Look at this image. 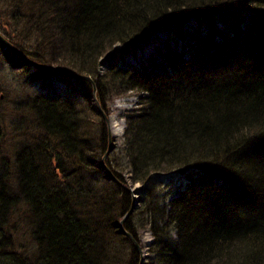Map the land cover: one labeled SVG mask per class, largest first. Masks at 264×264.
Masks as SVG:
<instances>
[{
	"label": "trees",
	"instance_id": "16d2710c",
	"mask_svg": "<svg viewBox=\"0 0 264 264\" xmlns=\"http://www.w3.org/2000/svg\"><path fill=\"white\" fill-rule=\"evenodd\" d=\"M3 3L2 30L14 0ZM15 12L17 27L34 22L35 43L6 37L65 80L62 93L29 97L35 132L17 150L15 183L0 181V264H140L142 228L147 264H264V0H17ZM14 54L15 67L30 65ZM68 72L91 74L104 108L114 84L150 102L122 113L125 162L104 158L123 183L125 168L142 183L125 222L134 239L117 224L130 191L94 175L109 138L104 118L89 120L94 85ZM25 210L23 244L10 217Z\"/></svg>",
	"mask_w": 264,
	"mask_h": 264
},
{
	"label": "rangeland",
	"instance_id": "374dc122",
	"mask_svg": "<svg viewBox=\"0 0 264 264\" xmlns=\"http://www.w3.org/2000/svg\"><path fill=\"white\" fill-rule=\"evenodd\" d=\"M22 0H19V3ZM241 0H235V3H238ZM27 7V5H26ZM28 8V7H27ZM4 7V3L0 7V11L6 12ZM17 10V0H14V4L11 9H9L10 18L8 20L7 29H0V33L6 37L5 32H13L17 35H23V38L26 40L27 44L33 45L35 43L33 34H34V22H28L26 27L19 26L16 24H24L25 22L23 18L24 15L28 14V9H24V15L18 14L15 11ZM4 21H6L4 19ZM2 30V31H1ZM36 30V29H35ZM17 31L19 33H17ZM20 32H28V33H20ZM7 38V37H6ZM9 39V38H7ZM21 39V38H20ZM10 40V39H9ZM12 42V41H11ZM116 45L120 46L121 43H116ZM115 45V46H116ZM16 46V45H15ZM17 47V46H16ZM17 49H19L17 47ZM12 50V49H11ZM7 50L6 48L0 45V181H7L10 184H14L15 181V173H16V153L17 150L27 144L31 139L32 135L35 132V122H33L34 111L31 110V107L28 105L30 102V96H36V94H40L46 91V88L55 86L56 89L62 93L64 92V84L63 77L60 78V81H56L53 76L50 78L45 73H42L37 67H33L31 65H22L19 67H15L12 60H9V57L16 58L15 54L19 55L17 51ZM62 51V50H61ZM65 52V51H64ZM29 58H32L28 56ZM33 61H38L33 59ZM53 67H56L55 64H50ZM106 68L105 66H102ZM99 72H104L100 69ZM86 74V73H85ZM66 85V84H65ZM67 86V85H66ZM115 87L111 89V92H108L107 99V107L104 108L98 101V97L95 94V97L91 100L89 105H92L94 109V114L91 115V119L89 120L93 123V126H96V123H101V119H105L107 116V126L111 135L108 134V142L106 144V152L109 149L110 140H111V151L106 154V152L100 158L102 163L104 162V169L98 163V168L96 169L94 175L96 176V180L98 184L103 188V190H112L113 182L108 178V171L105 168V165L114 171L111 164L107 162L104 158L106 156H110V161H119L118 163H124L125 158H123V151L125 145V136L124 131L126 129V119L122 115L123 112L128 109H132L133 106H137V102L141 97L137 95V89L126 90L122 93L117 92L116 84ZM49 88V90H50ZM48 91V90H47ZM137 91V92H136ZM68 92L72 95L71 91ZM140 93V92H138ZM137 95V96H135ZM85 101L82 100L79 102L80 105H83ZM27 103V105L25 104ZM88 105V104H86ZM84 106V105H83ZM103 110V111H102ZM100 113V114H98ZM105 113V115H104ZM102 117V118H101ZM101 118V119H100ZM111 121H113L112 125ZM35 124V126H33ZM111 124V126H110ZM116 128V129H115ZM119 130V132H118ZM116 131V132H115ZM121 131V132H120ZM95 132V130H94ZM94 138V137H93ZM94 144H97L96 138L92 139ZM100 162V160H99ZM120 171V170H119ZM128 175V174H127ZM113 180V179H112ZM128 187L133 194V201L139 202V206L142 203V200L139 199V195H144L141 192L140 187L142 185L141 182L134 183L132 180L128 178ZM114 181V180H113ZM122 183V182H121ZM124 185V184H123ZM126 186V185H124ZM143 198V197H142ZM132 201V202H133ZM23 204H20V207ZM16 217H15V216ZM20 215V216H19ZM20 217V218H19ZM10 221H14L13 231L15 233V237L19 243L26 244L28 242L31 243V232L33 227L32 225V214L25 210L24 212H18L11 215ZM141 235L140 245L141 256H142V264L148 263V258H151L152 253L149 252V244L150 240L153 238L148 228H142L139 232Z\"/></svg>",
	"mask_w": 264,
	"mask_h": 264
},
{
	"label": "water",
	"instance_id": "95a60500",
	"mask_svg": "<svg viewBox=\"0 0 264 264\" xmlns=\"http://www.w3.org/2000/svg\"><path fill=\"white\" fill-rule=\"evenodd\" d=\"M0 39H1L4 43H6V44H7L12 50L17 51V52L19 53V55H21V56L23 57V59H24L23 63H30V64L34 65L35 67L43 66V67H46V68L54 69V67L51 66L50 64L42 63V62H39V61H33L32 59H29L28 57L24 56V55L22 54V52H21L19 49H17V47L15 46V44H13L9 39H7V38H6L5 36H3L1 33H0ZM68 73H70L71 75H73V76H75V77L78 76V77H81V78H84V79H87V80H88V79L92 80V77H91V75H90L89 73H88V74H85V73H78V72H77V73H74V72H68ZM95 91H96V88H95V86H94V92H95ZM102 111H103V110H102ZM104 115H105V113H104ZM105 117L107 118L106 115H105ZM108 148H109V149L107 150L106 154H108V153L111 151V149H112V146H111V140H110V145H109ZM103 163H104V162H103ZM105 168H106V170L108 171V175L111 177V179H113V180H117V181H120V180H118L117 176L112 172V170H110L106 165H105ZM120 183H121V181H120ZM122 183H123V182H122ZM138 203H139V202L133 201V204H132L131 208H130L129 210H127V212H126L125 217H124L123 219H121L120 222L118 223L119 226H120L119 231H120L121 233H123L124 235H127V236L129 235L132 239H134L133 234H131V233L129 232V230L125 228L123 222L126 220L127 216L130 215V212L133 211V209H135V208L137 207Z\"/></svg>",
	"mask_w": 264,
	"mask_h": 264
},
{
	"label": "bare ground",
	"instance_id": "6f19581e",
	"mask_svg": "<svg viewBox=\"0 0 264 264\" xmlns=\"http://www.w3.org/2000/svg\"><path fill=\"white\" fill-rule=\"evenodd\" d=\"M160 35H164V32H161V34ZM147 48H148V50H150V49H156L157 50V47H156V45H155V43H153L151 46H147ZM29 58V57H28ZM29 59H32V58H29ZM33 60V59H32ZM25 64H27V63H25ZM28 64H30V63H28ZM109 66V64L108 63H101L100 64V66H99V68L101 69V70H103V71H105L106 69H107V65ZM30 65H32V64H30ZM34 66V65H33ZM102 66H105L106 68H104V67H102ZM91 75V74H90ZM91 77H92V80H90L92 83H93V85L95 86V88H96V83L94 82V78H93V76L91 75ZM140 92V93H138V92ZM136 92H137V95H139V97H141L140 98V100L137 102L138 104H137V106L136 107H134L133 106V108H132V110L133 109H138L137 111L138 112H140V111H143L145 108H147L149 105H150V102L148 101V98L147 97H145V92H141L140 90H137ZM137 95H135V96H137ZM138 97V96H137ZM128 110H130V109H128ZM123 116H124V118H125V115L123 114ZM126 119V118H125ZM106 120H107V118H106ZM111 123H112V125H115L116 123H114L113 124V121H111ZM110 126H111V124H110ZM116 129V128H115ZM116 132V131H115ZM118 132H119V130H118ZM121 132V131H120ZM109 135H111V133L109 132ZM130 169L129 168H125V169H123V170H121L122 171V174H123V176L125 177L126 176V178L128 177L129 178V175L131 174V172L129 171ZM115 174V173H114ZM128 174V175H127ZM116 175V174H115ZM117 176V175H116ZM117 178H118V180H120V178L117 176ZM121 182H123L122 180H120ZM119 181V182H120ZM122 184H124V185H126L125 187H127L128 188V191H130V189H129V187L127 186L128 184H126V183H122ZM142 188L140 187V189L139 190H141ZM141 192H143L142 190H141ZM130 193H131V202L133 201V194H132V191H130ZM142 197H144V195H142V196H140L139 195V199H141V200H143V198ZM132 204H133V202H132ZM132 204H131V206H132ZM139 206V204L137 205V207ZM137 207L135 208V209H133V211H135L136 209H137ZM131 208V207H130ZM129 208V209H130ZM128 209V210H129ZM133 211H131L130 212V215L132 214V212ZM127 212V211H126ZM126 212H125V214H126ZM125 214L119 219V221H118V223L120 222V220L121 219H123L124 217H125ZM130 215H128L127 216V218H126V220L123 222V224H124V226H126L125 225V222L127 221V219L130 217ZM117 223V224H118ZM118 228H120V226H119V224H118ZM126 228V227H125ZM152 237H153V235H152ZM153 239V238H152ZM151 239V240H152ZM150 240V241H151ZM149 259V258H148ZM140 264H142V261H141V263Z\"/></svg>",
	"mask_w": 264,
	"mask_h": 264
}]
</instances>
